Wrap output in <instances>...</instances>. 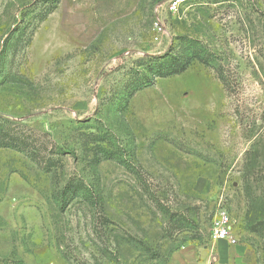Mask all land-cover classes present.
Returning <instances> with one entry per match:
<instances>
[{
    "label": "rangeland",
    "instance_id": "374dc122",
    "mask_svg": "<svg viewBox=\"0 0 264 264\" xmlns=\"http://www.w3.org/2000/svg\"><path fill=\"white\" fill-rule=\"evenodd\" d=\"M50 1L0 0V264H264V0Z\"/></svg>",
    "mask_w": 264,
    "mask_h": 264
},
{
    "label": "trees",
    "instance_id": "16d2710c",
    "mask_svg": "<svg viewBox=\"0 0 264 264\" xmlns=\"http://www.w3.org/2000/svg\"><path fill=\"white\" fill-rule=\"evenodd\" d=\"M49 7L45 9L46 15L56 9L57 1L51 0L48 3ZM178 43L173 48L172 53H169V62L165 65L163 73H156V77L164 78L173 75H179L185 72L189 65L194 61L207 64L209 62V53L203 51L195 40L186 38H178ZM156 58V57H152ZM223 82V81H222ZM224 83V82H223ZM225 84V83H224Z\"/></svg>",
    "mask_w": 264,
    "mask_h": 264
},
{
    "label": "built area",
    "instance_id": "2783aa9c",
    "mask_svg": "<svg viewBox=\"0 0 264 264\" xmlns=\"http://www.w3.org/2000/svg\"><path fill=\"white\" fill-rule=\"evenodd\" d=\"M180 0H173L172 7L178 6ZM231 220L227 213L221 212L215 216L211 228V238L214 241L227 242L229 245H235L236 239L231 232Z\"/></svg>",
    "mask_w": 264,
    "mask_h": 264
}]
</instances>
